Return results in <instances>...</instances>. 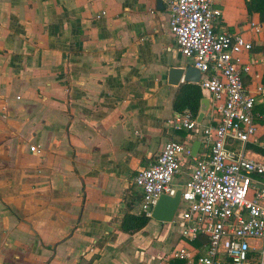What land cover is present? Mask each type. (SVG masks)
<instances>
[{"label": "crops", "instance_id": "obj_1", "mask_svg": "<svg viewBox=\"0 0 264 264\" xmlns=\"http://www.w3.org/2000/svg\"><path fill=\"white\" fill-rule=\"evenodd\" d=\"M216 7L220 30L251 37L249 23L261 22L246 0ZM169 24L167 0H0V264L180 263L149 257L155 244L171 248V223L121 231L140 215L137 171L170 140L201 143L209 122L210 111L189 133L171 124L189 82L170 85L169 71L190 63ZM255 40L242 59L252 86L264 85V36ZM255 114L264 141V99Z\"/></svg>", "mask_w": 264, "mask_h": 264}, {"label": "built area", "instance_id": "obj_2", "mask_svg": "<svg viewBox=\"0 0 264 264\" xmlns=\"http://www.w3.org/2000/svg\"><path fill=\"white\" fill-rule=\"evenodd\" d=\"M218 2L167 0L170 32L209 94V122L196 155L188 138L168 141L155 163L137 171L133 194L140 196V214L152 220L160 197L181 190L171 224L179 228L172 257L183 264H264V141L257 140L261 125L255 114L264 85L247 84L252 65L242 63L255 38L264 36V23H249L251 37L220 30ZM171 124L189 133L199 126L198 116L186 110ZM252 143L261 151L250 149ZM30 150L41 153L36 146ZM188 160V179L176 186Z\"/></svg>", "mask_w": 264, "mask_h": 264}, {"label": "trees", "instance_id": "obj_3", "mask_svg": "<svg viewBox=\"0 0 264 264\" xmlns=\"http://www.w3.org/2000/svg\"><path fill=\"white\" fill-rule=\"evenodd\" d=\"M246 6L248 14H259L261 22L264 23V0H246ZM201 90L202 89L196 84L185 83L181 85L173 102L174 111L177 113H183L184 111L189 110L194 116H198L203 97ZM254 149L258 152L261 151L260 148ZM150 220L151 219L147 218L143 214H127L122 221L121 231L126 234H136L143 231L147 227ZM179 261V264H183L181 260Z\"/></svg>", "mask_w": 264, "mask_h": 264}, {"label": "water", "instance_id": "obj_4", "mask_svg": "<svg viewBox=\"0 0 264 264\" xmlns=\"http://www.w3.org/2000/svg\"><path fill=\"white\" fill-rule=\"evenodd\" d=\"M202 74L193 66L186 68H171L169 71V84L180 86L182 80L185 82L198 84L201 81ZM203 107L198 115V123L201 124L206 114L210 111V101L207 98L202 100ZM200 142L193 146V154L196 155L200 149ZM181 202V190H178L175 196L163 195L160 197L154 212L153 220L162 223H172L177 215Z\"/></svg>", "mask_w": 264, "mask_h": 264}, {"label": "rangeland", "instance_id": "obj_5", "mask_svg": "<svg viewBox=\"0 0 264 264\" xmlns=\"http://www.w3.org/2000/svg\"><path fill=\"white\" fill-rule=\"evenodd\" d=\"M138 191V190H137ZM35 197H37V194L35 195ZM37 201V199H36ZM138 210H139V213L141 212L140 208H139V205H138ZM161 231H162V228H161ZM173 233L171 234V238H169L168 242L166 243V245H168L169 243L173 242L171 248L169 249L168 247V251L164 250L163 248V245L162 244H155L154 245V249L150 251L149 253V257H159L161 258V261H164V259H166L168 256H170L171 258L172 257V252L178 242V237L176 236L175 239H173ZM171 241V242H170ZM157 260V259H156Z\"/></svg>", "mask_w": 264, "mask_h": 264}]
</instances>
